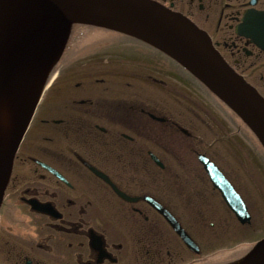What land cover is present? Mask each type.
<instances>
[{"label": "flooded vegetation", "instance_id": "flooded-vegetation-1", "mask_svg": "<svg viewBox=\"0 0 264 264\" xmlns=\"http://www.w3.org/2000/svg\"><path fill=\"white\" fill-rule=\"evenodd\" d=\"M150 1L206 32L264 96V0ZM87 30L79 26L65 48L52 95L68 73L90 76L89 83L75 82L72 96L65 87L63 95L46 97L15 162L0 206V264H206L207 234L219 239L232 230L199 160L204 156L231 179L199 129L208 120L217 128V119L184 74L166 63L144 73L125 66L120 85L134 95L113 97L109 66L89 73L71 62L144 52L125 38L112 39L116 49H86L87 42L109 38Z\"/></svg>", "mask_w": 264, "mask_h": 264}, {"label": "water", "instance_id": "water-1", "mask_svg": "<svg viewBox=\"0 0 264 264\" xmlns=\"http://www.w3.org/2000/svg\"><path fill=\"white\" fill-rule=\"evenodd\" d=\"M72 22L119 30L138 28L234 112L264 149V99L226 65L205 34L183 17L147 0H0V104L9 103L16 120L0 166V201L44 78ZM208 169L227 206L241 224L248 223L240 198L211 165ZM237 264H264V239Z\"/></svg>", "mask_w": 264, "mask_h": 264}, {"label": "rangeland", "instance_id": "rangeland-1", "mask_svg": "<svg viewBox=\"0 0 264 264\" xmlns=\"http://www.w3.org/2000/svg\"><path fill=\"white\" fill-rule=\"evenodd\" d=\"M115 57H108V56H98L96 58H93L92 61H90V63H86V64H82L81 69H88L89 73L90 70L93 69L97 72H99V70H103L108 69V66L110 67V70L112 72V75L114 74H118L120 75L119 72L123 71V70H127L125 66H120L122 64H114L112 63V60ZM119 57L116 56V59H118ZM119 65V66H116ZM85 66V67H83ZM83 67V68H82ZM91 67V68H90ZM85 72V71H84ZM97 72H95L94 77L98 78V77H102L100 76ZM87 74V73H85ZM82 74L79 72L70 74L68 73L67 77L63 78L61 84L59 85V90L60 92L57 91L51 95L53 97H56L57 95L61 96L63 95V91L65 90V87L69 88V92L72 91L71 95L68 96H72L74 93H77L76 91H78L77 89L73 88V84L77 81H87L90 80V76L88 77H82ZM98 75V76H97ZM125 79L124 78H120V76H112V79L110 81V87L111 90L113 91V97H115V94L118 95H122L125 94L127 95V97H130L129 95L133 96L134 92H128L129 90L124 88L123 86L120 85V82H123ZM89 83V82H88ZM88 85H83V88H86ZM97 91V88H96ZM147 93H150V91H148ZM159 97V96H157ZM206 101V100H203ZM207 105H209L208 102H206ZM225 120V118H224ZM223 122V120H222ZM209 125V126H208ZM217 127V126H216ZM201 135L204 137L207 145L209 147L212 148H216L218 149V147L222 146L220 143H222L223 145H227L229 146L231 144V142L228 141V137H226V131L227 133L229 132V129L227 128L226 131L221 132V130L217 127L215 128L214 124L211 123L210 120H208L206 128H201L199 127ZM222 139V141H221ZM238 140L240 142V146H242V148L244 149V151L241 149V147L239 148L238 151V156L239 158L234 159L231 155H229L226 152V148H224V146H222V148L220 149L219 154L221 155L223 153V157L224 159L221 160V162L223 163V165H227L228 168H230L231 172L233 173V177L236 178V176H238V178L240 179L239 184L244 187L245 191L250 194V196H247V199L249 200L250 203H252V205L259 210L260 212H258V215L260 216V223L258 218L256 219L255 217V224H254V230H250L249 234H247L246 236H239L236 235V238H238L236 241L239 242H257L259 240H261L264 236V167H263V160L261 158L258 157L259 153L258 152H254L250 150V148H248L249 146L247 145V143H245L244 145V141L238 137ZM26 141V140H25ZM255 148L258 149L257 144L255 143L254 145ZM234 148V147H233ZM222 150V151H221ZM234 157H236V153L233 154ZM237 156V157H238ZM247 202V201H246ZM248 204V202H247ZM256 215V214H255ZM256 215V217L258 216ZM252 231V232H251ZM243 235V234H242ZM235 237V236H234ZM247 237V238H246ZM223 242H226V240H223ZM232 245V244H230ZM214 246H217L214 249H208L206 248L205 251H207V254H209L210 252L212 253V251L220 249V244L218 242L215 243ZM220 247V248H219ZM231 246H226L224 248H228Z\"/></svg>", "mask_w": 264, "mask_h": 264}, {"label": "bare ground", "instance_id": "bare-ground-1", "mask_svg": "<svg viewBox=\"0 0 264 264\" xmlns=\"http://www.w3.org/2000/svg\"><path fill=\"white\" fill-rule=\"evenodd\" d=\"M12 111L9 103H5L4 105L0 104V166L3 165L8 152L13 130Z\"/></svg>", "mask_w": 264, "mask_h": 264}]
</instances>
